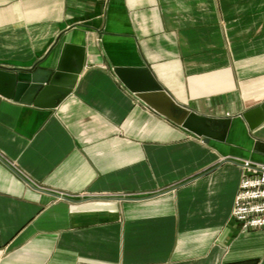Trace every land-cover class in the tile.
I'll return each mask as SVG.
<instances>
[{"label":"crops","instance_id":"crops-1","mask_svg":"<svg viewBox=\"0 0 264 264\" xmlns=\"http://www.w3.org/2000/svg\"><path fill=\"white\" fill-rule=\"evenodd\" d=\"M64 45L83 69L54 108L0 95V264H264V230L230 218L239 160L264 163L240 116L264 103V0H0V66ZM136 66L230 118L224 141L135 98L112 68Z\"/></svg>","mask_w":264,"mask_h":264},{"label":"water","instance_id":"water-1","mask_svg":"<svg viewBox=\"0 0 264 264\" xmlns=\"http://www.w3.org/2000/svg\"><path fill=\"white\" fill-rule=\"evenodd\" d=\"M71 50L77 51L72 63L69 62ZM80 50L64 45L57 63L49 68L38 66L39 62L22 70L0 66V95L39 108H54L71 93L83 69L84 55ZM112 71L127 91L160 116L205 142L224 141L230 118L197 114L179 106L158 84L147 66L113 67ZM175 110H180V114L177 115ZM240 116L247 128L254 130L264 122V103ZM215 126H220V129H215Z\"/></svg>","mask_w":264,"mask_h":264},{"label":"built area","instance_id":"built-area-1","mask_svg":"<svg viewBox=\"0 0 264 264\" xmlns=\"http://www.w3.org/2000/svg\"><path fill=\"white\" fill-rule=\"evenodd\" d=\"M239 162L242 172L230 218L241 230H264V163L249 159Z\"/></svg>","mask_w":264,"mask_h":264},{"label":"rangeland","instance_id":"rangeland-1","mask_svg":"<svg viewBox=\"0 0 264 264\" xmlns=\"http://www.w3.org/2000/svg\"><path fill=\"white\" fill-rule=\"evenodd\" d=\"M259 162V161H258ZM61 196H65V197H70V196H68V195H66V194H60Z\"/></svg>","mask_w":264,"mask_h":264}]
</instances>
